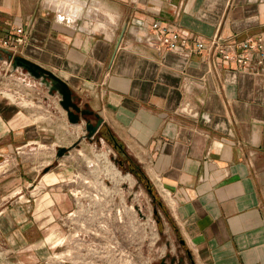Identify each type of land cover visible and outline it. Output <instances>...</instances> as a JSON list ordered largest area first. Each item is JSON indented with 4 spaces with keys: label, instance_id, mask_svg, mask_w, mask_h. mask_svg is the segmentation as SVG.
Segmentation results:
<instances>
[{
    "label": "crops",
    "instance_id": "crops-1",
    "mask_svg": "<svg viewBox=\"0 0 264 264\" xmlns=\"http://www.w3.org/2000/svg\"><path fill=\"white\" fill-rule=\"evenodd\" d=\"M74 2L85 5L76 21L62 19L53 0H0V36L22 29L20 55L104 118L167 198L194 264H264V60L254 55L240 67L146 40L155 22L191 41L256 38L264 35V0ZM45 131L0 96V264L7 252H37L53 236L51 206L25 201L41 162L14 152L59 139Z\"/></svg>",
    "mask_w": 264,
    "mask_h": 264
},
{
    "label": "rangeland",
    "instance_id": "rangeland-1",
    "mask_svg": "<svg viewBox=\"0 0 264 264\" xmlns=\"http://www.w3.org/2000/svg\"><path fill=\"white\" fill-rule=\"evenodd\" d=\"M59 1L51 6L55 9ZM0 96L29 111L47 134L59 137L14 149L23 159L41 162L25 201L39 199L51 206L48 234L53 236L37 252L22 249L16 257L7 252L6 264H171L174 258L192 264L167 198L149 179L141 181L122 168L112 143L84 139L68 156L56 158L58 147L83 137L85 122L70 124L59 97L49 95L45 85L25 71H13L2 50ZM59 205L65 207L56 214Z\"/></svg>",
    "mask_w": 264,
    "mask_h": 264
},
{
    "label": "built area",
    "instance_id": "built-area-1",
    "mask_svg": "<svg viewBox=\"0 0 264 264\" xmlns=\"http://www.w3.org/2000/svg\"><path fill=\"white\" fill-rule=\"evenodd\" d=\"M151 33L146 35L147 42L154 47L168 51L182 50L185 53H206L210 57H221L225 61H234L240 67H246L254 55H259L260 63L264 60V35L244 41H233L222 37L220 34L209 39L197 38L191 41L184 37L178 30L162 26L159 22L151 25ZM25 43L22 29L16 35L0 36V50L11 53L13 56L21 51ZM186 111V109H183Z\"/></svg>",
    "mask_w": 264,
    "mask_h": 264
},
{
    "label": "water",
    "instance_id": "water-1",
    "mask_svg": "<svg viewBox=\"0 0 264 264\" xmlns=\"http://www.w3.org/2000/svg\"><path fill=\"white\" fill-rule=\"evenodd\" d=\"M124 32L125 31H123L122 33L117 48H119L120 46V43L124 36ZM9 61L13 71H25L31 78L38 80L43 85H45V87L48 89L49 95L59 97V104L62 109L66 112L67 119L70 124L79 125L85 122L83 137L77 140L69 147H58L56 152L57 159H61L65 156H68L72 150L79 148L81 142L84 139H87L90 142L97 140V136L100 134L101 128L105 125L104 118L99 113H96L94 110H92L88 103H86L87 108L82 109V98L74 92V90L69 86L66 81H64L52 71L44 68L43 66L37 64L34 61H31L30 59H27L22 55L13 56L12 54H10ZM91 115H95L97 119L96 123L92 122L91 119L87 118ZM47 171L48 169H46L45 172ZM149 193L152 195L153 191L150 189ZM182 243L185 242L182 241Z\"/></svg>",
    "mask_w": 264,
    "mask_h": 264
},
{
    "label": "flooded vegetation",
    "instance_id": "flooded-vegetation-1",
    "mask_svg": "<svg viewBox=\"0 0 264 264\" xmlns=\"http://www.w3.org/2000/svg\"><path fill=\"white\" fill-rule=\"evenodd\" d=\"M82 109H86V103H82L81 104ZM90 108V107H89ZM87 118L91 119L92 122L96 123L97 119L95 117V115H91L88 116ZM101 139H104L105 141H107L108 143H112L115 151L117 152V157L116 160L119 163V165L124 168L125 170L131 172L133 175H135L139 180L141 181H146V177L145 174H143V170L141 166H137L134 163V160L131 158V156L129 155V153L127 152V150L125 149V147L123 145L120 144V142L115 138V136L113 135V133L111 132V129L107 126L104 125L101 130H100V134L97 136V142H100ZM150 190V188H148V191ZM153 195V194H152ZM154 198V202L156 201V197L153 196ZM183 240H181V244L183 247H186L185 243H182ZM187 250V254H188V258L190 259V262L192 264H194V260L193 257L190 255V252L188 251V248H186ZM160 264H167L166 261H162ZM171 264H183L182 259L181 260H176V258H174L171 261Z\"/></svg>",
    "mask_w": 264,
    "mask_h": 264
},
{
    "label": "bare ground",
    "instance_id": "bare-ground-1",
    "mask_svg": "<svg viewBox=\"0 0 264 264\" xmlns=\"http://www.w3.org/2000/svg\"><path fill=\"white\" fill-rule=\"evenodd\" d=\"M57 6H56V10L60 12V17H61V13H62V19L63 16H65L66 19H71L73 21H76L78 18H80L83 14V10L85 9V5H82V3H75L74 0H60L59 2H56ZM99 5V4H98ZM99 9H103V4H100ZM101 13L103 12V10H100ZM92 12V11H91ZM90 13V12H89ZM93 13V12H92ZM95 13V12H94ZM100 13V14H101ZM109 13V12H108ZM71 14V15H70ZM98 15V14H96ZM106 15L108 16V14L106 13ZM111 18H108L110 20V22L112 24L115 23V19L114 17L109 14ZM106 17V16H105ZM101 19V18H100ZM104 19V18H103ZM102 19V20H103ZM91 20V19H90ZM104 23H102L104 26L103 29L100 26L101 30H106L108 29V22L103 21ZM96 27V26H95ZM97 29V28H96ZM109 36V35H108ZM114 176V175H113ZM173 203V202H172Z\"/></svg>",
    "mask_w": 264,
    "mask_h": 264
},
{
    "label": "trees",
    "instance_id": "trees-1",
    "mask_svg": "<svg viewBox=\"0 0 264 264\" xmlns=\"http://www.w3.org/2000/svg\"><path fill=\"white\" fill-rule=\"evenodd\" d=\"M6 52V51H5ZM112 132V131H111ZM115 136V135H114ZM115 138H116V136H115ZM117 139V138H116ZM118 140V139H117ZM120 144L121 145H123V143L120 141ZM144 174V173H143ZM145 177H146V175H145ZM146 179L148 180V178L146 177Z\"/></svg>",
    "mask_w": 264,
    "mask_h": 264
}]
</instances>
